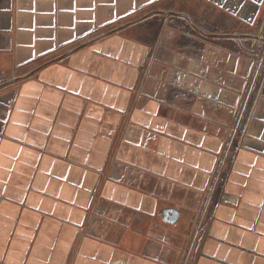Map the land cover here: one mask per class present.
Wrapping results in <instances>:
<instances>
[{"label":"crops","instance_id":"obj_1","mask_svg":"<svg viewBox=\"0 0 264 264\" xmlns=\"http://www.w3.org/2000/svg\"><path fill=\"white\" fill-rule=\"evenodd\" d=\"M263 10L0 0V264H264V92L229 159L223 67Z\"/></svg>","mask_w":264,"mask_h":264},{"label":"rangeland","instance_id":"obj_2","mask_svg":"<svg viewBox=\"0 0 264 264\" xmlns=\"http://www.w3.org/2000/svg\"><path fill=\"white\" fill-rule=\"evenodd\" d=\"M231 34H238L237 41H229L223 46L227 52V56L223 60V67L227 69L230 84L236 82V76H242V87L234 88L233 95L235 101L231 103V112L233 113V121L229 127L230 136H233V126L240 114L249 113L248 127L250 126L254 110L264 92V10L260 12L259 17L251 22L250 25H245L243 28L229 29ZM202 50L196 48L193 53L196 55L197 65L204 68L206 63L201 59ZM168 56L171 58L170 53ZM155 55H151L146 68H151L152 64H156ZM171 80L183 75V66L180 67L178 62H173L171 59L164 61ZM188 65V62H184ZM202 65V66H201ZM185 67V66H184ZM199 67V68H200ZM174 76V78H173ZM237 89V90H236ZM236 90V92H235ZM240 90V92H238ZM251 113V114H250ZM248 132V128H247Z\"/></svg>","mask_w":264,"mask_h":264},{"label":"built area","instance_id":"obj_3","mask_svg":"<svg viewBox=\"0 0 264 264\" xmlns=\"http://www.w3.org/2000/svg\"><path fill=\"white\" fill-rule=\"evenodd\" d=\"M243 113H244V110L240 114L239 119H237V121L235 122L233 126V136L230 137L229 139V146H228L229 159H233L236 150H238L239 148L243 146V139L247 132L248 120L250 119L249 113H245L244 115ZM224 195L225 194H221V195L219 194L217 198L213 199L212 204L208 210L210 214L213 212V209L216 207L217 203L223 200Z\"/></svg>","mask_w":264,"mask_h":264},{"label":"water","instance_id":"obj_4","mask_svg":"<svg viewBox=\"0 0 264 264\" xmlns=\"http://www.w3.org/2000/svg\"><path fill=\"white\" fill-rule=\"evenodd\" d=\"M161 215L166 222L176 224L180 218L181 211L175 207H166L161 210Z\"/></svg>","mask_w":264,"mask_h":264}]
</instances>
